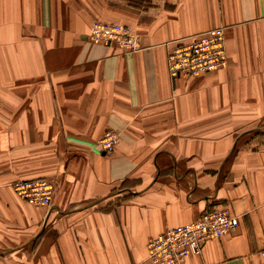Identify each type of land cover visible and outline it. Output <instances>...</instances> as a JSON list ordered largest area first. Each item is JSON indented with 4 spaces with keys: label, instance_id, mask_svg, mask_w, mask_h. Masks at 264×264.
Instances as JSON below:
<instances>
[{
    "label": "crops",
    "instance_id": "1",
    "mask_svg": "<svg viewBox=\"0 0 264 264\" xmlns=\"http://www.w3.org/2000/svg\"><path fill=\"white\" fill-rule=\"evenodd\" d=\"M216 26L226 66L171 78L168 49ZM31 177L49 207L12 190ZM222 207L238 225L182 264H261L264 0H0V264H154L150 236Z\"/></svg>",
    "mask_w": 264,
    "mask_h": 264
},
{
    "label": "built area",
    "instance_id": "2",
    "mask_svg": "<svg viewBox=\"0 0 264 264\" xmlns=\"http://www.w3.org/2000/svg\"><path fill=\"white\" fill-rule=\"evenodd\" d=\"M89 38L93 42L114 45L124 51L140 49L137 33L128 25L95 19ZM227 63L224 27L216 26L177 39L167 51V69L171 78L188 77L223 68ZM118 133L105 130L97 139L101 151H111ZM12 190L26 202L49 207L52 182L45 177L19 178L11 182ZM238 217L226 207L207 209L193 220L167 227L147 240V256L154 264H182L201 252L207 239H219L238 225ZM264 264V249L259 251Z\"/></svg>",
    "mask_w": 264,
    "mask_h": 264
}]
</instances>
